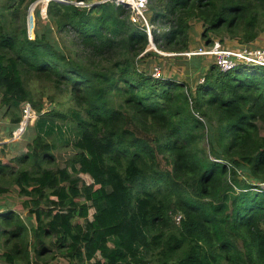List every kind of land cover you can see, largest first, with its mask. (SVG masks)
I'll return each instance as SVG.
<instances>
[{"label":"trees","instance_id":"obj_1","mask_svg":"<svg viewBox=\"0 0 264 264\" xmlns=\"http://www.w3.org/2000/svg\"><path fill=\"white\" fill-rule=\"evenodd\" d=\"M35 1L0 7L1 102H30L41 113L29 85L48 82L69 95L81 131L66 167L34 173L0 158V175L14 177L37 221L35 254L46 253L51 236L68 264H264V66L224 71L213 62L193 90L141 66L158 53L130 7L51 0L45 24L35 10L30 38L26 11ZM149 10L167 28L154 29L153 42L168 52L190 49L193 20L203 23L205 44L221 34L250 44L264 33V0H149ZM56 32L69 44L59 46ZM30 147L54 159L42 133ZM1 213L13 220L11 210ZM13 218L1 232L19 238L2 257L32 264L27 226Z\"/></svg>","mask_w":264,"mask_h":264},{"label":"rangeland","instance_id":"obj_2","mask_svg":"<svg viewBox=\"0 0 264 264\" xmlns=\"http://www.w3.org/2000/svg\"><path fill=\"white\" fill-rule=\"evenodd\" d=\"M11 0H0V7L2 3ZM38 1V0H37ZM88 1V0H86ZM37 4L28 8L26 11V24L28 28V34L31 38H34V30L37 28L36 24V12L35 9H42L47 3V0L36 2ZM11 11L7 12V16H11ZM45 15V14H43ZM43 18L44 24L46 18ZM148 17L152 23V11L148 10ZM21 25V20L19 22ZM154 28L160 33L167 29L159 22L154 23ZM38 29V28H37ZM42 29V28H41ZM32 30V31H31ZM204 25L201 20H193L191 25V41H193V49L199 46L205 45V40L202 37ZM153 35V28H152ZM54 40L59 46L64 47V43L69 44V39L65 36L54 33ZM215 40H221L229 46H237L240 44L236 39L230 38L227 34L214 35ZM150 39V38H149ZM153 39V36H152ZM153 44H155L153 42ZM250 47H264V33L252 43L248 44ZM149 48L156 51L152 47L150 42ZM151 61L142 62V67H146L150 73L157 67L164 76H170L175 80L187 82L190 86H193L195 90L197 84L203 81V74L207 72L208 67L214 62V58L208 56L197 57L200 59L201 66L198 67L199 62L194 60L195 58H188L186 56H174L172 53L168 54L164 50H157ZM203 66V70H202ZM29 87L32 90L33 97L36 103L43 104V110L41 113L37 112L36 119L33 124L27 127L25 133L20 138L13 137V131L17 128L14 120L17 116H23L24 106L20 107L7 106L2 104V90L0 89V158L3 162L15 166L17 169H28L36 173L39 169L49 168H62L66 167L68 160L74 155L76 149L72 143L80 136L81 131L78 128L73 118L69 116L68 109L73 107L70 102L69 95L57 91L48 82L42 80H35L30 82ZM195 92V91H193ZM54 96L55 102L51 103V96ZM55 111V112H54ZM47 112L60 113L66 115V119H62L58 115L46 116ZM262 135H264V125H261L260 129ZM37 132L42 133L48 142L52 143L55 147L52 151L54 154L53 160H47L41 157L32 155V148L30 147L33 139L37 135ZM200 146L208 148L207 139H203L200 142ZM30 154L25 159L20 157L24 154ZM20 158V159H19ZM14 177L9 174L0 175V185L8 186L9 192L0 195V216L1 212L11 210L12 221L6 222L3 217H0V264H7L2 257V254L12 245L13 241L19 237L11 238L9 234L3 235L1 231L4 228L11 229L15 226V218L13 215L18 216L27 226L26 239L29 241L31 248L32 264H68V260L52 245L54 237L44 238L47 243L46 253L42 257H38L35 254V247L38 246L36 239L34 238V229L37 226V221L34 217L28 216V209L24 207V201L28 198L20 193L19 187L14 182ZM31 218V220L29 219ZM77 220V218H76ZM81 223H84V219H80ZM11 238L7 243V239ZM77 264V263H74Z\"/></svg>","mask_w":264,"mask_h":264},{"label":"built area","instance_id":"obj_3","mask_svg":"<svg viewBox=\"0 0 264 264\" xmlns=\"http://www.w3.org/2000/svg\"><path fill=\"white\" fill-rule=\"evenodd\" d=\"M39 1V0H38ZM38 1L33 2L30 5H36ZM43 0H40L42 2ZM51 0H47L45 8L42 7L40 9L41 15L44 18L47 17V8L48 4ZM65 3H74L78 6L83 7H91L93 4L90 1L86 0H56ZM115 2L116 4H124L131 8V15L133 21H139L141 24L144 25L146 32L152 42V28H154V23L150 22L148 17V10H149V0H101L100 2ZM36 10V9H35ZM32 31V30H31ZM31 38V36H29ZM34 37V36H33ZM152 47L155 50H159L155 44L152 42ZM152 49V48H148ZM165 53H172L174 56H186L188 58L194 56H208L214 58V63L217 64L221 70L229 71L234 69L236 66L245 63V64H254V65H261L264 66V47H250L248 44L244 45H237L235 47L229 46L221 40H213L211 44H205L203 46H199L197 48H190L186 51L182 52H165ZM154 76L160 77L162 73L160 72L159 68H155L152 72ZM23 118L19 122L16 129L13 131L14 138H20L26 131L27 127L34 123L37 111L33 108L30 102H26L23 104ZM182 215L178 214L174 218L177 222L181 219Z\"/></svg>","mask_w":264,"mask_h":264},{"label":"crops","instance_id":"obj_4","mask_svg":"<svg viewBox=\"0 0 264 264\" xmlns=\"http://www.w3.org/2000/svg\"><path fill=\"white\" fill-rule=\"evenodd\" d=\"M88 1H90V2H92V3H97V2H100L101 0H88ZM193 41H191L190 42V48H192L193 47ZM197 57H199V56H197ZM191 58H193V57H191Z\"/></svg>","mask_w":264,"mask_h":264},{"label":"water","instance_id":"obj_5","mask_svg":"<svg viewBox=\"0 0 264 264\" xmlns=\"http://www.w3.org/2000/svg\"><path fill=\"white\" fill-rule=\"evenodd\" d=\"M152 42H153V39H152Z\"/></svg>","mask_w":264,"mask_h":264}]
</instances>
